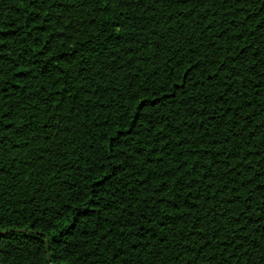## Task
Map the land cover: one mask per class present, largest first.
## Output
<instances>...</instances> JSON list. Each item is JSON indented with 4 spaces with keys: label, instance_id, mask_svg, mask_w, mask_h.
Returning a JSON list of instances; mask_svg holds the SVG:
<instances>
[{
    "label": "trees",
    "instance_id": "obj_1",
    "mask_svg": "<svg viewBox=\"0 0 264 264\" xmlns=\"http://www.w3.org/2000/svg\"><path fill=\"white\" fill-rule=\"evenodd\" d=\"M0 264H264V0H0Z\"/></svg>",
    "mask_w": 264,
    "mask_h": 264
},
{
    "label": "water",
    "instance_id": "obj_2",
    "mask_svg": "<svg viewBox=\"0 0 264 264\" xmlns=\"http://www.w3.org/2000/svg\"><path fill=\"white\" fill-rule=\"evenodd\" d=\"M45 242H46V244H48V240L47 239H45ZM47 251H48V248H47Z\"/></svg>",
    "mask_w": 264,
    "mask_h": 264
}]
</instances>
